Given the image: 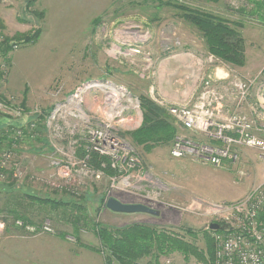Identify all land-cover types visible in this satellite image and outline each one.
I'll list each match as a JSON object with an SVG mask.
<instances>
[{"label": "rangeland", "instance_id": "1", "mask_svg": "<svg viewBox=\"0 0 264 264\" xmlns=\"http://www.w3.org/2000/svg\"><path fill=\"white\" fill-rule=\"evenodd\" d=\"M95 1L97 10L86 14V0H0V49L12 47L8 62L0 57V135L20 139L0 148V264H106L96 224L139 222L187 236L186 229L223 224L213 213L217 204L264 184V162L253 148H240L239 159L219 167L173 156L177 136L207 140L175 118L170 143L146 150L132 138L145 98L167 109L184 104L187 90L197 96L206 76L215 81L217 67L227 80H256L247 100H259L264 111V0L89 3ZM167 2L243 22L246 64L211 55L201 33ZM36 31L35 43L21 41ZM96 130L116 137L112 149H96ZM132 154L136 165H113ZM110 197L161 214L116 213L106 207ZM47 198L64 203L39 200ZM197 240L205 248L202 234ZM160 264L214 263L173 252Z\"/></svg>", "mask_w": 264, "mask_h": 264}, {"label": "built area", "instance_id": "2", "mask_svg": "<svg viewBox=\"0 0 264 264\" xmlns=\"http://www.w3.org/2000/svg\"><path fill=\"white\" fill-rule=\"evenodd\" d=\"M253 81L255 83L256 80ZM253 81L234 76L230 81L231 94L246 100ZM213 83L211 74L206 76L201 93L193 95L184 104L171 105L168 109L185 131L207 137V140L201 141L177 136L172 145L173 156H191L219 167L226 161L239 159L240 148L249 147L257 150L264 162V111H258L259 100L252 105L253 111L259 114L258 126L255 120L243 114L219 120L218 104L222 96L216 92ZM261 106L264 108L262 102ZM93 138L101 144L96 147L101 152L105 149L102 145L112 149V143L116 141L115 136L112 138L104 130L94 131ZM137 158L134 154L125 156L124 160L114 158L113 165L120 161L133 166L137 164ZM213 213L225 223L223 229L214 234L217 242L214 264H264V184L253 188L240 200L217 204ZM46 229L49 230V226Z\"/></svg>", "mask_w": 264, "mask_h": 264}, {"label": "trees", "instance_id": "3", "mask_svg": "<svg viewBox=\"0 0 264 264\" xmlns=\"http://www.w3.org/2000/svg\"><path fill=\"white\" fill-rule=\"evenodd\" d=\"M205 1L219 2L220 0ZM168 4L181 11V16L196 27L204 37L208 52L211 55L231 65L244 66L246 64V41L242 32L243 22L231 21L216 13L179 2ZM258 6L263 8L264 2H258ZM39 37L40 32L36 31L24 36L21 41L23 43H35ZM11 48L7 45L5 50L0 49V57H3L6 62L9 60L8 52ZM4 101L6 102V100ZM143 109V124L132 133L134 143L143 146L146 150L148 148L153 149L159 144L170 143L178 133V128L169 110L148 97L143 100ZM3 133L0 135V148L8 146L11 149L19 143L20 139L16 137V133H5V131ZM12 135L14 138L11 140L7 138ZM8 141L9 143H6ZM39 200L53 202L57 205L64 203L48 198ZM218 224L220 225L219 229H211L210 227L201 231L186 229L185 234L189 235L191 239L182 233L167 228L139 222L121 227L99 223L96 224V227L101 244L99 249L105 255L106 264H145L142 262L145 257L151 258L146 264H160L161 256L173 252H180L186 259L194 257L198 261L214 263L217 246L214 234L220 232L224 227L223 224ZM200 234L204 238L205 248H201L197 244Z\"/></svg>", "mask_w": 264, "mask_h": 264}, {"label": "crops", "instance_id": "4", "mask_svg": "<svg viewBox=\"0 0 264 264\" xmlns=\"http://www.w3.org/2000/svg\"><path fill=\"white\" fill-rule=\"evenodd\" d=\"M99 6L98 1H95L93 3H89V0H86V3L84 4L85 13L87 14V11L89 9V12L93 10H97ZM214 70V69H213ZM214 75V88L217 90L218 94L222 96V101L218 104V114L217 119L219 120H225L229 116L233 114H243L247 115L252 120H255L257 126L259 125V114L255 113L252 108V104L256 100H240L235 95L233 96L230 92V81L227 80L228 74L224 73L223 69L221 67L215 68ZM232 79V78H231ZM186 95V102L193 96H191V90H187ZM191 96V97H190Z\"/></svg>", "mask_w": 264, "mask_h": 264}, {"label": "water", "instance_id": "5", "mask_svg": "<svg viewBox=\"0 0 264 264\" xmlns=\"http://www.w3.org/2000/svg\"><path fill=\"white\" fill-rule=\"evenodd\" d=\"M106 207L116 213L122 214H134V213H148L155 216H160L161 211L152 208L146 204L142 203H126L115 197H110L107 200ZM211 229H219L220 225L218 223H212L210 225Z\"/></svg>", "mask_w": 264, "mask_h": 264}]
</instances>
